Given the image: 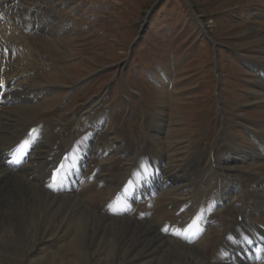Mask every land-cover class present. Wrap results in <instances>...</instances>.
Segmentation results:
<instances>
[{"label":"bare ground","instance_id":"1","mask_svg":"<svg viewBox=\"0 0 264 264\" xmlns=\"http://www.w3.org/2000/svg\"><path fill=\"white\" fill-rule=\"evenodd\" d=\"M61 18L50 15L52 24L42 27L56 34ZM19 40L4 44L14 55L7 58L0 51V79H13L4 93L6 104L0 105V264H47L61 258L53 250L32 257L50 229L74 239L81 249L79 264H121L134 257L139 264H258L264 249V123L257 129L246 127L255 141L249 151L239 149L235 157L229 136L221 155H211L206 166L194 153L193 168L171 174L151 141L160 138L165 126H156L150 117L138 151L127 155L123 148H114L112 133L105 127L108 117L91 116L88 110L66 128L54 110L43 113L55 86L34 82L43 72L38 65H45V70L51 67L48 61L57 65L37 45ZM227 121L222 122L217 143L225 136ZM30 126L37 127L40 139L31 146L27 162L9 165L10 149ZM72 145V157L57 185L51 186V169ZM130 154L149 163L150 179L142 172L139 176L127 159ZM246 161L254 166L249 172L241 167ZM240 215L248 220L239 222ZM198 217L201 231L192 235L187 229Z\"/></svg>","mask_w":264,"mask_h":264},{"label":"rangeland","instance_id":"2","mask_svg":"<svg viewBox=\"0 0 264 264\" xmlns=\"http://www.w3.org/2000/svg\"><path fill=\"white\" fill-rule=\"evenodd\" d=\"M20 2L27 10L23 12L26 16L24 24H52L50 15L56 19L62 15L56 34L43 31L46 26L36 30L33 26L27 30L25 25H17L8 30V38L13 42L24 37L55 60L57 66L48 61L51 67L46 70L45 65H38L43 66L40 69L43 72L40 71L42 76L39 74L41 79L34 81L57 86L42 108L43 113L63 108L58 114L68 121V114L94 102H98L95 111L103 108L106 115V107L110 105L115 108L112 118L119 117L117 123L112 121V126L116 127L112 134L126 131L127 137L136 145L137 142L141 144L145 129L146 133L149 129L147 123L151 117L145 124L144 121L151 112L156 126H165L160 138L151 137V141L162 152L171 174H181L185 167L193 168L190 158L194 153L206 166L211 155H221L229 136L232 141L228 146L234 148L235 157L239 155V149L249 151L255 145L246 127L257 129L264 123V97L260 87L264 73H259L264 70V0ZM183 4L188 9L183 10ZM17 11V0H0V23L3 15L14 18L19 15ZM137 36L139 40L130 53ZM205 37L218 40L220 47L226 44L228 48L224 58L221 57L229 76L224 75L222 80L215 76V49ZM235 75L241 82L233 80ZM99 79H105L104 87ZM96 82L102 87L98 89ZM125 93L130 94L131 101L124 97ZM219 106L224 107L230 121L225 125L227 133L224 132L225 136L217 143L223 126ZM71 123H63V126L69 128ZM120 125L124 127H119L117 132ZM214 144H217L216 150ZM122 146L123 143L119 148L124 149ZM145 154L148 159L150 154ZM127 159L133 160L130 155ZM145 163L143 157L134 160L138 172L148 170L149 163ZM241 167L249 172L254 166L246 161ZM190 172L194 174L192 170ZM46 237L32 257H41L53 250L62 257L51 258L47 264H79L76 261L81 249L74 239L55 229H50ZM126 261L121 264H139L137 257Z\"/></svg>","mask_w":264,"mask_h":264},{"label":"snow or ice","instance_id":"3","mask_svg":"<svg viewBox=\"0 0 264 264\" xmlns=\"http://www.w3.org/2000/svg\"><path fill=\"white\" fill-rule=\"evenodd\" d=\"M35 131V130H33ZM29 145V141H24L21 145H19L17 147V153H19V155H16L15 158L17 159V161H19L20 156L23 155L24 151H26L27 147ZM63 168V165H61V168L56 170V174L54 175L53 179L56 180L59 177V173L61 171V169ZM167 231V229H165ZM199 231H201L200 227H199V217L196 218L195 220H193L192 224H190L188 226L187 232L191 233L192 235H196L199 233ZM177 235L182 234L179 230H177L176 232Z\"/></svg>","mask_w":264,"mask_h":264},{"label":"trees","instance_id":"4","mask_svg":"<svg viewBox=\"0 0 264 264\" xmlns=\"http://www.w3.org/2000/svg\"><path fill=\"white\" fill-rule=\"evenodd\" d=\"M183 6H184V8H182V9H183V10H186V9H185L186 7H185V5H184V4H183Z\"/></svg>","mask_w":264,"mask_h":264}]
</instances>
